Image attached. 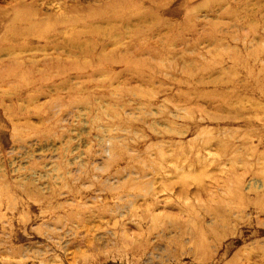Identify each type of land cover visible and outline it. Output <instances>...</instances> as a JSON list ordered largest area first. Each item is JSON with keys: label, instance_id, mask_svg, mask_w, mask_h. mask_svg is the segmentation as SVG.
Masks as SVG:
<instances>
[{"label": "rangeland", "instance_id": "1", "mask_svg": "<svg viewBox=\"0 0 264 264\" xmlns=\"http://www.w3.org/2000/svg\"><path fill=\"white\" fill-rule=\"evenodd\" d=\"M0 264H264V0H0Z\"/></svg>", "mask_w": 264, "mask_h": 264}, {"label": "bare ground", "instance_id": "2", "mask_svg": "<svg viewBox=\"0 0 264 264\" xmlns=\"http://www.w3.org/2000/svg\"><path fill=\"white\" fill-rule=\"evenodd\" d=\"M200 234H201V233H200ZM200 234H199V235H200ZM200 237H201V235L199 236V239H201ZM201 254H202V252H201ZM201 254H200V255H201ZM201 256H202V255H201ZM203 256H204V255H203ZM201 259H202V257H201Z\"/></svg>", "mask_w": 264, "mask_h": 264}]
</instances>
